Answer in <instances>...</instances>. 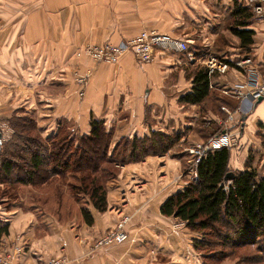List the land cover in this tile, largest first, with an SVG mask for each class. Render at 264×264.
Returning a JSON list of instances; mask_svg holds the SVG:
<instances>
[{
    "label": "crops",
    "instance_id": "obj_1",
    "mask_svg": "<svg viewBox=\"0 0 264 264\" xmlns=\"http://www.w3.org/2000/svg\"><path fill=\"white\" fill-rule=\"evenodd\" d=\"M234 8L235 0H0L2 143L13 136L9 121L17 115L32 117L44 138L63 125L76 136H87L91 119L102 121L112 148L123 138L153 131L183 133L169 153L121 168L107 184L108 210L101 213L89 206L92 225L78 205L70 218L65 212L31 210L22 196L9 209L3 204L7 199H0V219L10 225L0 253L23 247L12 264H45L62 255L69 264H202L192 245L195 235L178 220L163 216L161 207L193 176L188 155L185 160L176 154L182 148L187 152L195 139L204 141L211 131L224 129L227 114L239 105L225 95L220 96L231 100V106L224 103L218 111L180 102L192 89L189 75L203 66L195 54L215 50L218 37L228 32L223 26ZM145 29L184 40L190 51L157 52L149 64H140L131 53L115 65L77 56L87 46L119 44ZM250 29L255 31L250 57L264 77V17L253 19ZM229 54L231 60L244 56L240 48ZM89 71L81 96L77 76ZM236 78L245 75L233 69L214 78L213 91L223 92ZM245 106L251 111L239 129L238 145L231 149L230 167L244 170L251 161L264 174V100ZM124 216L131 217L129 240L92 253L96 240Z\"/></svg>",
    "mask_w": 264,
    "mask_h": 264
},
{
    "label": "trees",
    "instance_id": "obj_2",
    "mask_svg": "<svg viewBox=\"0 0 264 264\" xmlns=\"http://www.w3.org/2000/svg\"><path fill=\"white\" fill-rule=\"evenodd\" d=\"M228 23L226 31L237 38L238 48L244 52L242 57L250 56L255 44V31L250 29L252 8L235 0ZM217 42L223 44V37L220 36ZM210 50V47L203 49L195 57L201 58ZM215 51L213 54L216 56L230 59V56L220 53L223 50H216V45ZM214 78L209 76L205 66L197 67L189 75L192 89L181 97L180 102L203 105L205 111L207 107L218 111L224 103L231 106V100L223 99L225 96L221 91H213L211 84ZM9 124L14 134L9 141L0 144V189L6 190L0 193V199H7L4 205L9 209L15 202H11V198L17 199L21 188L31 186L38 192L29 204L31 210L65 212L72 218L78 208L67 212L64 205L70 194L63 189L61 196L52 195L59 178L71 174L69 178L79 183V192L77 196L71 194L69 197L73 198L72 203L76 207H81L83 218L89 225L94 222L89 206L101 213L108 210L107 184L118 177L123 166L165 155L183 138L180 132L169 135L153 131L145 137L123 138L112 148L111 135L106 132L104 123L95 119H91L90 134L82 137L74 135L67 125H63L56 133L44 138L35 120L27 115H17ZM222 131L221 128L211 131L204 141L208 143ZM231 151L228 148L208 151L198 165L197 180L188 181L161 207L163 216L178 220L195 235L192 245L202 264H219L246 246L255 247L264 262V174H260L251 161L244 170H232ZM178 153L176 157L183 159ZM23 171L25 176L21 177ZM77 174L82 176L77 178ZM228 175H233V178L228 179ZM61 184L65 189L70 187L68 182ZM9 190L15 194L6 198ZM53 197L59 200L57 210L49 205L53 204L50 200ZM81 198L85 204L77 202ZM9 228V223L0 219V247L2 238L9 234Z\"/></svg>",
    "mask_w": 264,
    "mask_h": 264
},
{
    "label": "built area",
    "instance_id": "obj_3",
    "mask_svg": "<svg viewBox=\"0 0 264 264\" xmlns=\"http://www.w3.org/2000/svg\"><path fill=\"white\" fill-rule=\"evenodd\" d=\"M248 6L252 8L253 19L260 21L264 17V0H250ZM189 45L186 41L174 38L168 34H161L157 31H142L136 37L124 40L119 44L105 43L102 46H87L77 53L78 57L86 55L96 64H118L127 53L134 55L140 64L154 62L157 52L164 53H186ZM195 57L193 58V60ZM203 66L208 70L209 76L221 77L229 74L233 69L243 72L245 78H236L235 82L228 89H224L222 94L234 98L239 102L236 110L229 112L227 119L223 123V131L208 143L194 144L187 149L193 157L191 161L190 173L197 180L198 165L210 150H220L223 148L232 149L238 144L239 129L243 124V119L250 113V109L245 106L246 102L254 105L261 98H264V77L260 74L253 63V59L248 56L241 59H225L213 53H206L200 58ZM92 75V71L86 75L77 76V83L81 86V96L84 95L85 88ZM212 87V86H211ZM2 135V134H1ZM3 136L0 139L2 143ZM131 222L130 216H124L114 228L109 229L94 243L91 252L95 253L110 249L116 245L127 242L130 238L127 227ZM23 253L22 246H16L13 252L0 253V264H12L16 256ZM67 256L62 255L53 258L45 264H69Z\"/></svg>",
    "mask_w": 264,
    "mask_h": 264
},
{
    "label": "rangeland",
    "instance_id": "obj_4",
    "mask_svg": "<svg viewBox=\"0 0 264 264\" xmlns=\"http://www.w3.org/2000/svg\"><path fill=\"white\" fill-rule=\"evenodd\" d=\"M224 28H228L229 27V23L227 24H225L224 26H223ZM143 31H153V30H148V29H145V30H143ZM155 31V30H154ZM142 32V31H141ZM140 32V33H141ZM159 33V32H158ZM222 37H223V44L221 43V44H218V40H219V38L220 37H218V39H217V41H216V50H223V51H221L220 53H223V54H227L228 56L230 55L229 53L231 52V53H234V50H236V49H238V40H235V38H234V36H232L229 32H227V34L226 35H221ZM214 52H216L215 50H213V51H209L208 53H214ZM89 58V57H88ZM87 74V73H86ZM86 74H84V75H86ZM89 82V81H88ZM81 87V86H80ZM228 115V114H227ZM228 117V116H227ZM201 118L203 119V116H201ZM201 119V120H202ZM227 119V118H226ZM201 120L199 121V124H197V125H200V122H201ZM70 132V131H69ZM198 140H201V139H195V143L194 144H205L206 142L205 141H198ZM190 142H192V141H190ZM193 144V145H194ZM192 145V146H193ZM238 145V144H237ZM181 151H179L180 153H181V155L180 156H183L184 158H185V160H186V158H187V154H188V157L190 158V160L192 161L193 160V157L188 153V152H183L182 153V150H183V148L182 149H180ZM256 157L254 156L253 157V159L252 160H254ZM182 159V158H181ZM185 162L186 161H184L183 160V163L185 164ZM186 169H187V167H186ZM25 171H23L22 173H21V177H24L25 176V173H24ZM187 175H188V172H187ZM64 177L63 178H65L64 180H62L63 178H59V182H58V184H56V186H54L53 187V189L55 188V190L53 191V193H52V195L53 196H61L62 195V193H64L63 192V189H64V191H67L70 195L72 194V195H76L78 192H79V190L77 189V186L79 185V183H78V181H76L75 179H73V178H69V177H72L71 176V174L69 175V176H65V175H63ZM82 175L81 174H77V178H80ZM191 180H195V178H194V176H192V178L189 180V181H191ZM61 182L63 183V182H65V183H67L68 182V184H70V187L68 186V188L67 189H65L64 188V186L65 185H62L61 184ZM73 188V189H72ZM74 188H76L75 190H74ZM1 191H0V193H3L4 191H6V190H3V189H0ZM14 193V191L12 192H10V190L9 191H7V195H6V198H8V196H11V194H13ZM15 194V193H14ZM37 195V193L35 192V190H31V189H26V188H21L20 190H19V196H22V197H24V198H27V204L29 205L30 203H31V201H34L33 200V198H34V196H36ZM70 195H68L66 198L68 199V200H64V201H66V203L64 204V205H66V208H67V212L68 211H71V210H76V206L72 203V200H73V198H70L69 196ZM77 196V195H76ZM11 199H13V200H10L11 202L12 201H14V198H11ZM52 202H53V204H49V205H51V207H52V209L53 210H57V208H58V204H56L57 203V201L59 202V200L57 199V198H55V197H53L52 199H50ZM74 200H77V198L76 199H74ZM83 199L81 198V199H79L77 202L80 204V205H82V204H85L84 202H86L85 200L84 201H82ZM4 204V203H3ZM130 224V223H129ZM129 226V225H128ZM214 249V248H213ZM93 253H95V251L93 252ZM262 255H260V253L255 249V247H253V246H246V247H244V248H242V249H240V250H238L235 254H231L230 255V257H226L225 259H223L219 264H264V262H263V259H262V257H261ZM214 264V263H213Z\"/></svg>",
    "mask_w": 264,
    "mask_h": 264
},
{
    "label": "water",
    "instance_id": "obj_5",
    "mask_svg": "<svg viewBox=\"0 0 264 264\" xmlns=\"http://www.w3.org/2000/svg\"><path fill=\"white\" fill-rule=\"evenodd\" d=\"M264 100V98H261L258 102H261V101H263ZM2 138V135L0 134V139ZM228 179H232L233 178V175H228V177H227Z\"/></svg>",
    "mask_w": 264,
    "mask_h": 264
}]
</instances>
